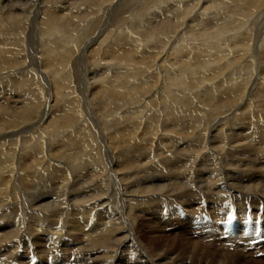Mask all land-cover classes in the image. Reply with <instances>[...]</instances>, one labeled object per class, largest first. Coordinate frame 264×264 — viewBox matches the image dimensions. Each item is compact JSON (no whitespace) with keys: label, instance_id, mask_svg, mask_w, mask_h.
<instances>
[{"label":"bare ground","instance_id":"bare-ground-1","mask_svg":"<svg viewBox=\"0 0 264 264\" xmlns=\"http://www.w3.org/2000/svg\"><path fill=\"white\" fill-rule=\"evenodd\" d=\"M27 1L0 0V69L30 57L0 94L30 85L33 52L45 70L23 110H0V264L27 260L9 250L26 239L58 264H188L138 254L125 218L136 211L159 223L169 212L199 239L202 224L213 237L228 222L245 242L241 221L264 218V0H153L142 18H116L125 0Z\"/></svg>","mask_w":264,"mask_h":264},{"label":"rangeland","instance_id":"rangeland-1","mask_svg":"<svg viewBox=\"0 0 264 264\" xmlns=\"http://www.w3.org/2000/svg\"><path fill=\"white\" fill-rule=\"evenodd\" d=\"M17 2L18 1H21V2H27V3H30L29 1H27V0H16ZM47 1H51V0H47ZM54 2V4H56V2H57V4H61V3H63V4H65L64 6L65 7H70L69 6V2L70 3H73V0H64V1H61L60 2V0L58 1V0H53ZM124 1V0H123ZM163 1H165V0H161L160 2H158V4H160L161 2H163ZM166 1H172V0H166ZM59 2V3H58ZM151 2H155L156 3V1H153V0H125L124 1V5H125V7H122V9H121V12H119V14L118 15H116V18H120V17H123L124 15V17L125 18H129V17H132V16H136V17H138V18H142V17H144V15H145V8L151 3ZM56 4V5H57ZM157 4V5H158ZM59 6V5H58ZM64 7V8H65ZM25 9H26V11H27V7H25ZM75 10H78V11H80V9H78V8H76ZM65 15H64V14ZM120 13H123V14H120ZM60 15H64L62 18H64V20L67 18V16H66V13L64 12V10L62 11V14H60ZM198 14H195V16L194 17H196ZM118 16V17H117ZM61 20H63V19H61ZM63 20V21H64ZM117 20H119V19H117ZM37 21H38V19H37ZM39 22H41V21H39ZM62 23H64V22H62ZM254 27V26H253ZM253 27H251V30H253L252 28ZM256 27V26H255ZM257 28V27H256ZM22 30H24V28L22 29ZM15 31H16V35L18 34L19 35V33L21 32L20 31V29H16L15 28ZM20 31V32H19ZM1 34V33H0ZM27 34H28V26L26 27V30H25V35L27 36ZM17 35V36H18ZM1 36L2 37H4L5 39L7 38V37H10V36H6V34L4 35V33H2L1 34ZM1 37V38H2ZM260 43V42H259ZM259 43H258V45H259ZM257 45V46H258ZM26 46V45H25ZM25 52H26V50H25ZM26 53H23L22 55L20 54V53H12L11 55H13V57L12 58H14V60L16 61L17 59H18V57L20 58V59H18L17 61L20 63H18L17 61H16V63H15V66L13 67V65H14V63L13 62H10L9 64H7L6 65V67H5V69L6 70H3V69H0V78H3V77H6V76H9V74L11 75V74H13V75H11V76H15V74H17V75H19V74H21V71H23L24 69H25V66H26V63L29 61V59H30V57H29V55H28V53L26 54L27 55V57H26V55H25ZM10 55V54H9ZM17 56V57H15V56ZM18 55H21V56H18ZM38 54L36 53V52H33V55H32V58L33 59H38L37 61H36V63H35V67H32V68H30V69H33V74H32V77L30 76V78H29V76H27L26 77V79H27V81H29L28 83L30 84L29 86H28V84L26 85V86H24L23 88H19V90H21V91H23V92H16V94L14 95V94H9V93H7V92H3L2 94H0V106H2L1 107V112H2V110H3V106H5L6 108H7V111L9 110V112H15V109H17L16 110V112L15 113H17V112H20V110H23L22 108L24 107V103L25 102H27V101H29L30 99H32V92H31V90H30V86L32 85L31 83L33 82V77L34 78H37V77H39V79H40V75L38 76H35L36 74H38V71L36 70V69H39V70H41V71H45L44 69H41L42 68V65H41V63H40V61H39V56L40 55H38ZM22 57V58H21ZM23 57H25L24 59H23ZM10 58V57H9ZM23 61H25V62H23ZM39 61V62H38ZM22 62V63H21ZM13 64V65H12ZM23 64V65H22ZM24 66V67H23ZM13 70H12V69ZM15 68V69H14ZM18 68V69H17ZM35 68V69H34ZM15 70H17V71H15ZM5 71H7V72H5ZM14 72V73H12V72ZM36 71V72H35ZM19 73V74H18ZM36 73V74H35ZM31 81V82H30ZM41 85L44 87V88H46L45 87V85L43 84V82H41ZM32 87V86H31ZM22 89H25V90H22ZM28 90V91H27ZM87 90V89H86ZM86 90L84 91V93L86 94ZM92 90H93V88H92ZM37 93V91H33V93ZM30 93V94H29ZM9 94V95H8ZM17 96V97H16ZM18 96L20 97H22V99H17L18 98ZM23 96H25V97H23ZM31 96V97H30ZM4 97V98H3ZM9 97V98H8ZM28 97V98H27ZM30 97V98H29ZM12 98H14V99H12ZM26 98V99H25ZM6 101V102H5ZM20 101H21V104H20ZM23 101V102H22ZM3 102H5L6 103V105H5V103L3 104ZM8 102H11V103H8ZM42 103V102H41ZM40 103V104H41ZM15 104H16V107L17 108H15ZM23 105V106H22ZM21 106V107H20ZM36 106H38L39 107V105L37 104ZM41 106V105H40ZM33 108H34V106H32ZM42 108V107H41ZM4 111V110H3ZM4 113V112H3ZM92 128V127H91ZM96 130V129H95ZM92 132H93V134H94V137L96 136L95 135V132H94V130H93V128H92ZM96 141H98L99 142V138H97L96 137ZM99 147V157H100V161H99V163H103L104 164V166H106V165H110V163L108 164V160H106V159H108L107 158V156L108 155H106V154H104V152H103V150L100 148V146H98ZM102 157V158H101ZM239 158V157H238ZM103 160V161H102ZM105 162V163H104ZM109 162H110V160H109ZM256 164H258V162L256 163ZM250 165H251V163H250ZM254 167V170L256 169V167L255 166H253ZM82 174H84V175H86V172L85 171H82ZM244 175H246L245 174V172L243 173ZM257 175H259L258 173H255V175L253 174V175H251L252 177L254 176V179H258V178H256V176ZM136 180H137V178H136ZM142 180H144V179H142ZM145 182H146V180H144ZM162 182H164V181H161V182H157L156 181V183H157V185H162ZM165 182H167V181H165ZM34 183V182H33ZM82 183H83V185H82V187H81V191H85L86 192V194L88 193V191L86 190L87 188L86 187H89L87 184H90V181H88V183L87 184H85L83 181H82ZM111 183V182H110ZM114 183V182H113ZM113 183H111V184H113ZM155 183V184H156ZM146 184H150L149 183V181L146 183ZM84 186H85V188H84ZM149 188V187H148ZM84 189V190H83ZM21 190V188H19V191ZM28 193H36L37 192V190H32V192H29L30 190H27V188L25 189ZM41 189H39V191H40ZM41 191H43V190H41ZM91 191V190H90ZM109 193H110V191H109ZM86 206H88L87 204H86ZM84 207V206H83ZM135 207V206H134ZM194 207V208H193ZM193 207H192V212H194V210H197V206L196 205H193ZM247 208H248V205H247ZM250 210H251V208H250ZM123 214H124V212H123ZM129 214V213H128ZM127 214V216L125 217V218H127L128 220L129 219H131V221H132V227L131 228H129V231L131 230V232H130V235L134 238V240H135V245L138 247V249H141L139 252H138V254L139 255H144L145 257L146 256H149L150 255V253L152 252V250H153V252L154 251H156L155 249L156 248H158V250L161 252V256H164L163 254H165V253H168L167 255L165 254V258L167 257H169V258H171V261H173V263H176V261H182V262H184V261H186L188 264H264V225L262 224V222H264V218H262V216H260V217H256V218H247V219H245V220H243V221H241V223H242V225L245 227L244 228V233H243V235L245 236V242L243 241H240V242H237V243H233L232 242V238H233V236H232V233H230V234H227V233H229V232H227V233H225V228L230 224V223H228V222H223L222 224H221V226H220V231L222 232V235L220 236H218V235H214L213 237L212 236H207V235H209V228L206 226H204L203 224L201 225L202 226V228H203V232L205 233V235L203 236V237H201L202 239H199L200 238V236H194V235H189V234H184V236L182 235L183 233H181V231H180V229H177V228H175L174 226H172V224H173V221L175 220V217H172L171 216V214L169 213V212H166V213H164L166 216H164V218L160 221V223L157 221V222H155L156 220L152 217V216H150V215H148L147 217L149 218V220L148 219H144V218H147L145 215H142L141 213H139V211H136L135 213H131L132 215H133V217H132V215H131V217L129 216ZM188 213H186V215L185 216H183V218L184 217H186V218H184V219H187L188 220V223L190 224V221L192 220V218L194 217L193 215H190V214H188ZM188 216V217H187ZM191 216V217H190ZM193 216V217H192ZM91 218L92 216H86V217H84V219L85 218ZM128 217H130V218H128ZM152 217V220L150 219ZM144 219V220H143ZM86 221H87V224H89V220H87V219H85ZM143 220V221H142ZM153 220H154V222L155 223H153ZM234 220V219H233ZM150 221V222H149ZM172 222V223H171ZM138 223H140V225H138ZM148 225H147V224ZM151 223H152V225H151ZM156 223L158 224L157 226H156ZM142 224V225H141ZM154 224V225H153ZM185 224H187V223H185ZM217 224H219V223H217ZM146 225V226H145ZM251 225H253L252 227H250ZM133 226H135V227H133ZM178 227H180V225H177ZM192 226V225H191ZM189 227V228H191V229H193L194 230V228L196 227V225H193L192 227ZM66 227V226H65ZM64 227V228H65ZM137 227V228H136ZM249 227H250V229H249ZM254 227V228H253ZM68 228H69V226H68ZM132 228H134V230L132 229ZM140 228V229H139ZM208 228V230H206ZM253 228V229H252ZM137 229V230H136ZM140 231H139V230ZM158 229V230H157ZM174 229V230H173ZM195 229H197V228H195ZM66 230V229H65ZM133 230V231H132ZM206 230V231H205ZM7 231V230H6ZM71 231V230H70ZM143 231V232H142ZM208 231V232H207ZM122 232V231H121ZM145 232H147L146 234H145ZM206 232H207V234H206ZM133 233V234H132ZM150 233V234H149ZM167 233V234H166ZM179 233H180V235H179ZM164 234V235H163ZM18 235V236H17ZM15 237H13L14 239H9L10 241H11V243H13V244H15V243H17L19 240H20V234H17ZM146 235V236H145ZM167 235V236H166ZM140 236V237H139ZM147 236H148V239H147ZM151 236V237H150ZM155 236V237H154ZM165 238H164V237ZM76 237H77V240L79 241V242H81V241H83L84 242V240H82V237L79 235V233H77V235H76ZM79 237V238H78ZM156 237H157V239H156ZM173 237V238H172ZM175 237V238H174ZM68 238V237H67ZM74 238V237H73ZM151 238V239H150ZM172 238V239H171ZM205 238H207V239H205ZM68 239H70V238H68ZM154 239H156V240H159L158 242H153L152 240H154ZM204 239V240H203ZM27 240V242H25ZM24 242H22V244H25L26 243V250H25V248H24V246L21 244L20 245V247H19V249H21V250H18V252L16 251V249L14 248V247H11L9 250H11L13 253H19L20 251H22V250H24L25 251V254L26 253H28V257H26L25 256V258L27 259V260H24L23 259V257H22V254L20 255V253L18 254V256H16V257H13L12 255L10 256V258H9V256L4 260V262H3V264H19V263H23V264H25V263H27V264H58V262H60L61 261V259H60V257L58 256V255H53V254H50L51 252H49V253H44V254H42V255H39V254H35V247L33 246V242H31V240H29V239H26ZM140 240V241H139ZM151 240V241H150ZM164 240V241H163ZM189 240V241H188ZM192 240V241H191ZM191 241V242H190ZM150 242V243H149ZM185 242H188V243H185ZM189 242L191 243L190 245H189ZM150 244V245H148V244ZM192 243H195V244H193L192 245ZM238 243H240V244H238ZM246 243V244H245ZM144 244H145V246H144ZM152 244V245H151ZM159 244V245H158ZM184 245V248L186 249V248H188L187 249V251H185V249L183 248V246H181V245ZM196 244H197V247H196ZM235 244H238L237 246L235 245ZM241 244H243V245H241ZM0 245H1V242H0ZM27 245H29V247L27 246ZM163 245V246H162ZM186 245V246H185ZM201 246V248L199 247V246ZM240 245V247H238ZM245 245V247H243ZM247 245V246H246ZM32 246V247H31ZM152 246V247H151ZM155 246V247H154ZM157 246V247H156ZM158 246H160V247H158ZM161 246L163 247V249L161 248ZM172 246H174V247H172ZM177 246V247H176ZM180 246H181V248H180ZM27 247L28 248H30L29 250L27 249ZM153 247H154V249H153ZM166 247V248H165ZM238 247V248H237ZM34 248V249H33ZM161 248V249H160ZM170 248L171 249V252L170 251H168V249ZM173 248V249H172ZM178 248H180V250L182 249V252L181 251H179V249ZM198 248V249H197ZM203 248V249H202ZM244 249V251H243V249ZM169 249V250H170ZM174 249H177V251L175 252V251H173ZM192 249V250H191ZM240 249V250H239ZM33 250V251H32ZM167 250V251H166ZM202 250V251H201ZM8 251V249H4V251L0 254V255H4L6 252ZM23 251V252H24ZM30 251V252H29ZM166 251V252H165ZM190 251V252H189ZM242 251V252H241ZM143 252V253H142ZM188 252V253H187ZM194 252V253H193ZM232 252V253H231ZM236 252V253H235ZM163 253V254H162ZM171 253V254H170ZM220 253V254H219ZM148 254V255H147ZM177 254V255H176ZM181 254V255H180ZM189 254H191V255H189ZM222 254V255H221ZM228 254H230V255H228ZM69 256H71L72 257V255L73 254H68ZM177 257H176V256ZM224 255V256H223ZM225 255H227V256H225ZM160 256V257H161ZM185 258H184V257ZM181 257V258H180ZM187 257V258H186ZM193 257V258H192ZM73 262L71 263V264H79L80 262H81V260H79L80 258H79V256H75V255H73ZM178 258V260H176ZM183 258V259H182ZM192 258V259H191ZM224 258H226V259H224ZM229 258H230V260H229ZM186 259V260H185ZM188 259H189V261H188ZM216 259H217V261H216ZM16 260H18L19 262H15ZM77 260V261H76ZM111 260V259H110ZM232 260V261H231ZM193 261V262H192ZM222 261V262H221ZM0 262H1V257H0ZM77 262H79V263H77ZM226 262V263H225ZM69 264H70V261H69Z\"/></svg>","mask_w":264,"mask_h":264}]
</instances>
